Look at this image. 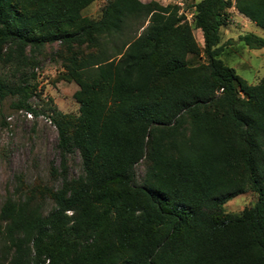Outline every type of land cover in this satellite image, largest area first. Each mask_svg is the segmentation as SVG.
Wrapping results in <instances>:
<instances>
[{
	"label": "trees",
	"instance_id": "obj_1",
	"mask_svg": "<svg viewBox=\"0 0 264 264\" xmlns=\"http://www.w3.org/2000/svg\"><path fill=\"white\" fill-rule=\"evenodd\" d=\"M97 1L0 0V101L52 113L59 161L57 187L19 182L5 198L0 261L264 264V78L239 77L220 35L232 8L264 32V0H199L190 23L177 5L139 0H104L97 19L84 17ZM239 40L264 49L254 34ZM53 45L52 83L77 87L75 115L31 104ZM248 192L251 206L226 212Z\"/></svg>",
	"mask_w": 264,
	"mask_h": 264
},
{
	"label": "rangeland",
	"instance_id": "obj_2",
	"mask_svg": "<svg viewBox=\"0 0 264 264\" xmlns=\"http://www.w3.org/2000/svg\"><path fill=\"white\" fill-rule=\"evenodd\" d=\"M142 3L155 1L162 6L177 5L179 13L187 17L190 23L193 15V6L199 0H139ZM105 1L99 0L88 8L82 15L91 20L99 17ZM141 31V30H140ZM139 31V32H140ZM194 37L201 46V34L194 31ZM254 34L264 38V32L257 28L233 8L230 9L229 24L220 30L221 45L224 49L222 60L237 75L251 85L257 84L264 78V49L249 50L239 38L245 34ZM56 45L46 47L43 57L40 58V68L35 70L39 85L41 100L33 98L32 106L40 111L44 103L54 107L63 114H77L78 106L72 98L77 90L74 84L64 82L52 83L60 72L58 65L52 63L48 55ZM14 99L6 98L0 101V208L8 196H14L16 188L22 182L30 186L35 180L57 187L50 176L51 168L57 169L58 156L56 151L57 132L51 122V112L33 116L29 119L23 111H15L12 108ZM45 105V104H44ZM80 158L77 155L69 159V175L77 177L80 174ZM138 180L143 175V168L139 164L135 168ZM256 200L252 193H245L233 199L227 200L223 206L226 212L239 214L244 208L251 206ZM47 213L52 204L47 201L44 205ZM0 264H3L0 261Z\"/></svg>",
	"mask_w": 264,
	"mask_h": 264
},
{
	"label": "built area",
	"instance_id": "obj_3",
	"mask_svg": "<svg viewBox=\"0 0 264 264\" xmlns=\"http://www.w3.org/2000/svg\"><path fill=\"white\" fill-rule=\"evenodd\" d=\"M24 114L30 119L32 117V114L29 112H24Z\"/></svg>",
	"mask_w": 264,
	"mask_h": 264
}]
</instances>
